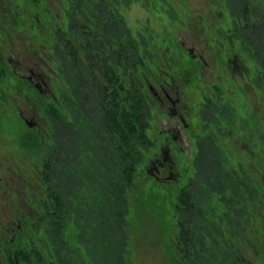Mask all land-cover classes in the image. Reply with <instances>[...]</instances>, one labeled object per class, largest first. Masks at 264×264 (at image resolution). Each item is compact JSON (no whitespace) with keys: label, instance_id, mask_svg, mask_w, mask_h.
Instances as JSON below:
<instances>
[{"label":"trees","instance_id":"16d2710c","mask_svg":"<svg viewBox=\"0 0 264 264\" xmlns=\"http://www.w3.org/2000/svg\"><path fill=\"white\" fill-rule=\"evenodd\" d=\"M120 2L128 0H66V24L52 14L57 37L52 50L63 83L56 81L55 95L40 104L49 128L23 141L40 156L42 196L35 202L37 215L25 216L33 233L19 230L16 238L8 240L7 264H87L86 259L91 264H128L131 232L139 216L132 212V204L143 210L149 204V213L155 216L158 200L161 210L171 215L166 230L162 225L166 234L159 237L166 244L170 263L252 264L234 240L253 247L245 229H255L254 212L258 204L264 205L261 116L250 108L249 129L253 130L248 132L247 145L243 143L245 155L239 157L238 149L232 152L237 144L232 136L244 132V120L238 111L231 116L229 107L233 106L224 104L215 130L193 136L194 175L178 191L158 183L149 172L150 185L137 189L139 168L156 146L147 132L149 110L155 103L153 90L171 82L150 71L117 9ZM224 3L233 20L231 36L241 39L237 44L232 40V56L241 52L257 66L251 82L263 91L264 0ZM219 138L221 144L216 143ZM244 158L256 170L245 165ZM234 160L241 168L230 165ZM158 184L169 188L159 194ZM169 226L175 237L167 238ZM37 231L44 242L35 239ZM260 245L264 249L263 236ZM212 246L220 255L213 253ZM81 247H86L87 255Z\"/></svg>","mask_w":264,"mask_h":264},{"label":"rangeland","instance_id":"374dc122","mask_svg":"<svg viewBox=\"0 0 264 264\" xmlns=\"http://www.w3.org/2000/svg\"><path fill=\"white\" fill-rule=\"evenodd\" d=\"M66 6V0H0V264H7L9 239L16 238L19 230L22 234L25 231L33 233L25 216L33 218L37 215L35 202L42 196L38 177L41 161L34 149L28 150L23 141L32 140L49 128V119L40 104L45 105L46 100L55 95L56 81L63 83L52 50L57 38L52 14L66 24ZM227 6L224 0H128L117 6L150 71L161 80L165 78L171 82V94L174 95L178 89L180 101L177 107L187 122V127H183L177 115L168 114L169 102L162 97L159 87L155 89L162 100L150 92L155 103L149 110L150 127L147 132L156 141V146L139 168L135 178L137 189L150 185L147 171L150 160L160 157L161 149L168 147L174 160L171 165L176 178L171 179L169 172L161 168L157 175L158 183L163 182L171 190L178 191L194 175L192 161L196 144L193 136L215 130L216 119L219 115L221 117L219 110L224 104L233 106L229 107L231 116L238 111V116L244 120V132L240 130L232 136L237 139L232 152L238 149L239 157L245 155L243 145H247L248 132L253 130L249 129L251 107L257 110L264 125V90H259L251 82L257 66L254 68L241 52L236 55V60L232 56V40L235 39L237 44L241 39L231 36L234 26ZM222 45L230 49L225 51ZM188 47L192 48L194 60L189 56ZM225 56L231 58L227 63ZM28 67L44 76L49 90L37 91L26 79ZM150 80L146 76V82ZM24 116L35 120L36 124L28 125ZM172 125H179L181 138L178 140H173L166 130ZM244 134H247L246 139ZM221 142V138L216 141L217 144ZM243 163L254 167L253 162L245 158ZM230 165L241 168L236 160ZM167 185L158 184L156 191L163 194ZM157 203L155 216L149 213L152 211L149 204L144 205V210L137 203L134 207L132 204V212L134 210V214L140 217L134 219L132 243L128 246L129 255H126L128 264H173L166 257V244L159 241V237L166 234L162 225L166 230L165 225L171 215L161 210L160 200ZM254 215L255 229H245V233L251 235L253 247L244 240H234V243L239 251L246 253L252 264H264V249L260 245L261 236L264 237V205L258 204ZM37 234L35 239L44 242L38 231ZM168 236L175 237L170 226ZM217 241L221 244V238ZM212 248L213 253L218 254V248ZM81 250L87 255L86 247H81ZM86 263L91 264L88 259Z\"/></svg>","mask_w":264,"mask_h":264},{"label":"flooded vegetation","instance_id":"af4514ba","mask_svg":"<svg viewBox=\"0 0 264 264\" xmlns=\"http://www.w3.org/2000/svg\"><path fill=\"white\" fill-rule=\"evenodd\" d=\"M230 59L231 58L228 57L227 58V62H229ZM8 60L10 61V57H8ZM16 61L19 62L18 59ZM237 66H238V64H237ZM237 66L235 65L234 67L236 68ZM28 71H29V74L26 75V79L28 81L32 82L33 85L36 87V89H38L41 92H46L47 90H49L47 82L45 81L44 76L42 74L38 73L32 67H28ZM159 88H160L161 92L163 93V95L161 93L162 97H165L167 99V101L169 102V104L167 105V110H172L173 111L172 115H177V117L179 118L182 126L183 127H187V122L185 121V117L182 114V111L180 110V108L177 107V104L180 101V97H179V94H178V89L175 90V93L173 95L169 91L170 84L167 83L166 85H161ZM154 91H155L154 95H156L157 99L162 100V98H160V96H159L158 91L156 89H154ZM25 118L28 119L27 117H25ZM24 121H25V119H24ZM33 121L35 122V120H33ZM166 130H167V132L169 133L170 136H172V134H175L179 138H181L179 125L169 126L168 129H166ZM163 148H165V147H163ZM161 159H162V157H161V154H160V157H155L154 159L150 160V165L152 164L151 161L152 160L154 161V163L150 166V170L152 171V174L157 176L158 172L160 171V169L163 168V169L167 170V172H169V176H174V173H173V170H172V165H171L172 163H170L168 161H165V162L161 163L160 162Z\"/></svg>","mask_w":264,"mask_h":264},{"label":"water","instance_id":"95a60500","mask_svg":"<svg viewBox=\"0 0 264 264\" xmlns=\"http://www.w3.org/2000/svg\"><path fill=\"white\" fill-rule=\"evenodd\" d=\"M188 51H189V53L193 56L194 54L193 53H191L192 52V48L191 47H188ZM150 87V89H153L152 88V86L150 85L149 86ZM153 93H155V91L153 90ZM168 114L169 115H172L173 114V111L172 110H168ZM25 119V122L28 124V125H32L33 123H35L34 121H32V120H30V119H26V118H24ZM172 139L173 140H178L179 139V137L177 136V135H175V134H172ZM161 157H162V159H161V163H163V162H165V161H168V162H171L172 161V158H171V155H170V153H169V148L168 147H165V148H162L161 149ZM151 163L153 164L154 163V161L152 160L151 161ZM151 164V165H152ZM150 165V166H151ZM147 171L149 172V173H152V171L150 170V167L149 168H147ZM169 177H172V176H169Z\"/></svg>","mask_w":264,"mask_h":264}]
</instances>
